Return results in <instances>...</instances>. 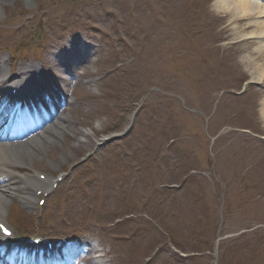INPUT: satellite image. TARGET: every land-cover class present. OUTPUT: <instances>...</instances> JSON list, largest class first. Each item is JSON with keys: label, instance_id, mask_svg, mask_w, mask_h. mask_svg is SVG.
Returning <instances> with one entry per match:
<instances>
[{"label": "rangeland", "instance_id": "374dc122", "mask_svg": "<svg viewBox=\"0 0 264 264\" xmlns=\"http://www.w3.org/2000/svg\"><path fill=\"white\" fill-rule=\"evenodd\" d=\"M34 1V0H32ZM53 1V0H52ZM109 3L103 7L100 5H95L90 7V15L96 19V21L105 26H111V22L114 17H118L120 20L121 30L128 29V24L132 14H141L142 20L145 26H147L153 36L156 39V46H161L164 50H168L171 47L176 48L175 45H186L187 40L183 36L185 30L193 24L195 26L200 25L199 20H203V26L200 28L201 34L206 36L208 34L215 35L218 37H225L220 33H216L214 30H209V26L212 25L213 13L209 11H202L199 8L200 0L193 1L192 11L186 12L190 14L194 19L190 23H185L186 20H181L176 16L175 12L172 9L173 0H108ZM38 4V0H35ZM198 3V9H196ZM18 6L15 5L14 11L19 9L22 11H27L25 7L17 2ZM33 6V5H32ZM32 8V7H30ZM196 9V10H195ZM195 10V11H194ZM31 12L34 10H30ZM105 13V15L103 14ZM200 16H203L204 19H199ZM216 25V24H215ZM0 47H10L17 41V38L20 32L24 31V28L11 25L3 24V21H0ZM217 30L220 29L219 25H216ZM6 28V30H5ZM19 32V33H18ZM67 33V31H66ZM230 34L235 37V31H230ZM95 33H92V36ZM199 47L198 49L208 50L209 45L202 42L196 43ZM208 45V46H207ZM176 50V49H175ZM252 54V52H250ZM191 55L194 56L193 52L188 50L176 51L173 53V56L179 57L180 59ZM246 57L248 54L246 52L240 53L238 48H235L232 52H227L225 54H220L219 57L222 59V65L217 68L222 69L214 73V76L220 77V82L218 86H229L235 88V56H239V62L242 56ZM167 60L163 58L161 61L165 65ZM203 68V66L201 65ZM178 71L176 74H170L169 71L165 70V67L158 65L153 71L151 79L158 83V88L161 93H168L175 96L188 98V91L184 87L182 74L185 73ZM244 72V70H243ZM246 75L247 72H244ZM189 81L193 85L196 92L201 93L205 86L208 85L206 80H198L193 75H188ZM103 92H107L110 96H113L111 90V81L110 79L104 83ZM159 94L161 96L162 94ZM213 99L217 98L218 92L213 93ZM212 99V100H213ZM256 95H251L246 98L245 103L240 102L234 106L246 108L244 111L238 109L235 111V125L242 119V115L249 114L247 107H251L252 117L247 122L249 125H254L253 133L264 137V123L261 121L258 113L259 108L256 104ZM261 105V100H258ZM119 108V115L115 117V125H120L124 127L125 125V114L124 110L128 111V106L121 101ZM153 105L157 106V111L153 113V117L149 119L147 111L145 112L142 121L138 123L136 128L130 135L126 138L123 146L127 152V158H132V164L137 171L126 174V179L123 183L125 187V196L120 199L123 203L121 206L122 211H129L131 206H133V199L135 196L140 197L146 203H143L145 206L156 203L158 201H169L171 217H170V226L171 230L174 232L173 236L180 245L184 246L186 251V258H178L176 264H228L227 261V245L223 244L225 240L217 241L216 240L224 235L225 231V222L228 220H235L237 222H243L244 224L254 223L258 227L261 222L264 221V215H259L255 212L256 208H260L264 211V144L261 149L257 150L259 153H256L257 150H252L249 145H244L239 138L241 134L238 135L235 132V165L230 164L229 162L221 163L218 158L213 157L214 160V169L211 174L205 172L207 168L203 165L208 163L207 161L201 166H194L195 168L200 169V173L203 169L201 175L198 176V179L193 180L192 188L198 193L203 194L202 197L199 196V199H202L200 202L190 203L189 194L188 197L185 196L184 202L182 205L177 203L175 200L170 198V194L166 191H158L155 187L158 172L157 162L159 157L163 155L162 152V143L165 139H170L172 136L180 129V127L186 126V124L179 120L175 115L171 114L169 110L160 105V101L156 99L152 102ZM225 122H230L233 119L231 115L226 114ZM257 130L258 133L254 132ZM227 132V129L226 131ZM186 135V134H185ZM237 135V136H236ZM239 136V137H238ZM147 143V144H146ZM207 144V143H206ZM255 146L257 142L254 141ZM214 145L213 154H214ZM128 150V151H127ZM171 153L178 154L180 151L176 149H171ZM254 153V154H253ZM255 155V156H253ZM253 156V157H252ZM197 158L202 157L198 154V151L195 149L185 151V162L188 160H193L197 162ZM106 160L110 163L107 165V168L113 171L120 172L124 168V164L120 162L119 156L115 158L106 157ZM184 162V163H185ZM153 164V167L149 165ZM189 163V162H188ZM143 164L149 166L150 172L147 173L143 168ZM250 169H249V168ZM198 169V170H199ZM248 171V178L245 179L244 170ZM189 170V169H188ZM83 168L74 170L71 177L75 180L81 181ZM185 170L182 169V173L179 174V177L175 180H184L185 182L190 181L183 176ZM160 173V172H159ZM142 178H140V176ZM215 174V175H214ZM122 176V175H121ZM222 180L228 190L219 192L215 190L216 186L209 183V179L213 178ZM120 178H113L104 180L101 182L102 192L106 189L105 192L109 194H114L116 190H121V182H111L119 180ZM166 181V180H165ZM214 190V192H213ZM206 191L210 192L212 198H206ZM234 192V193H233ZM218 195L222 196L221 199L218 198ZM261 195V196H260ZM261 197V198H258ZM213 205L210 209V206ZM218 200L221 203L220 208H218ZM207 207V210L206 208ZM227 208V209H226ZM148 214V213H146ZM153 214H155L153 212ZM110 216V215H107ZM222 217L223 221L221 218ZM114 217V216H112ZM109 221H111V218ZM166 217L163 220H159L161 225L167 226L165 223ZM223 221V222H221ZM114 219L112 223H108L109 231L103 228L96 229L93 226L94 230L98 231L105 235V232H108V235L112 238V241H108L109 245L115 243L114 249L115 253L111 257L112 264H130L131 248L129 245L119 248L120 246V236L121 234L115 233ZM135 229H139L135 227ZM133 235L129 238L132 239ZM262 241V238L259 242ZM198 242V249H207L211 247L212 255L204 253L202 256H195L194 252L190 251L189 248L192 245H196ZM258 245L250 252V257L252 260L258 264H264V242L257 243ZM108 245V246H109ZM110 247V246H109ZM111 253V252H110ZM190 256V258L188 257ZM194 255V256H192ZM239 262H244V259L241 257H235L233 259L234 264Z\"/></svg>", "mask_w": 264, "mask_h": 264}, {"label": "bare ground", "instance_id": "6f19581e", "mask_svg": "<svg viewBox=\"0 0 264 264\" xmlns=\"http://www.w3.org/2000/svg\"><path fill=\"white\" fill-rule=\"evenodd\" d=\"M231 5L235 7V15L256 16L258 19L264 18V12H260L258 8L254 7L248 0H235ZM248 27L250 28V25ZM261 33L263 35L264 30H261ZM252 49L255 51V57L247 58L243 62L246 67L249 68L251 75L255 72L256 76L259 77L258 80H264V60H262V58H264V56H262L264 54V45L252 46ZM261 116L264 120V111H261Z\"/></svg>", "mask_w": 264, "mask_h": 264}, {"label": "snow or ice", "instance_id": "6c2138e0", "mask_svg": "<svg viewBox=\"0 0 264 264\" xmlns=\"http://www.w3.org/2000/svg\"><path fill=\"white\" fill-rule=\"evenodd\" d=\"M0 230H3L4 235H6V236L9 235L8 231L4 228L3 225H0Z\"/></svg>", "mask_w": 264, "mask_h": 264}]
</instances>
